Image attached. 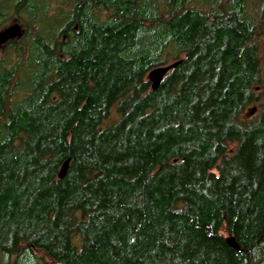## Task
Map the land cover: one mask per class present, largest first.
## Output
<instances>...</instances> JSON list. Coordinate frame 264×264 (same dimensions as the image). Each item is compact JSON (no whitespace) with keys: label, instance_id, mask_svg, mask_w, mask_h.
I'll use <instances>...</instances> for the list:
<instances>
[{"label":"trees","instance_id":"1","mask_svg":"<svg viewBox=\"0 0 264 264\" xmlns=\"http://www.w3.org/2000/svg\"><path fill=\"white\" fill-rule=\"evenodd\" d=\"M15 21L0 264H264V0H0Z\"/></svg>","mask_w":264,"mask_h":264},{"label":"water","instance_id":"2","mask_svg":"<svg viewBox=\"0 0 264 264\" xmlns=\"http://www.w3.org/2000/svg\"><path fill=\"white\" fill-rule=\"evenodd\" d=\"M24 32L23 25L19 21H15L12 24L6 26L4 29L0 31V45L5 44L9 40L16 39L20 37ZM180 63V60H176L167 64L159 65L154 68H152L147 73V79L149 80L151 84L152 89L158 88L162 78L164 75L173 67L177 66ZM254 110V107L251 109V112ZM69 158L66 159L59 171L58 176L59 178H62L66 174V170L68 167ZM226 241L230 247L233 249H240L239 245L236 243L233 237H227Z\"/></svg>","mask_w":264,"mask_h":264},{"label":"rangeland","instance_id":"3","mask_svg":"<svg viewBox=\"0 0 264 264\" xmlns=\"http://www.w3.org/2000/svg\"><path fill=\"white\" fill-rule=\"evenodd\" d=\"M253 107H254V110L251 112V109H252ZM257 111H258L257 106H255V105H251V106L248 107V109L245 111V113L242 114L241 117H242V118L250 117L251 115L256 114ZM115 117H116V113H115L114 109H112L111 114H110V117L108 118V120H109V121H112V120L115 119Z\"/></svg>","mask_w":264,"mask_h":264},{"label":"flooded vegetation","instance_id":"4","mask_svg":"<svg viewBox=\"0 0 264 264\" xmlns=\"http://www.w3.org/2000/svg\"><path fill=\"white\" fill-rule=\"evenodd\" d=\"M12 24V23H11ZM22 24V23H21ZM10 25V24H9ZM25 26H23V28H24Z\"/></svg>","mask_w":264,"mask_h":264},{"label":"bare ground","instance_id":"5","mask_svg":"<svg viewBox=\"0 0 264 264\" xmlns=\"http://www.w3.org/2000/svg\"><path fill=\"white\" fill-rule=\"evenodd\" d=\"M26 62V61H25Z\"/></svg>","mask_w":264,"mask_h":264}]
</instances>
